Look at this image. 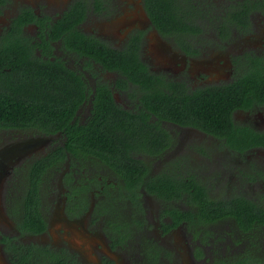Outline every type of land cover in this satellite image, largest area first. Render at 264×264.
<instances>
[{"label":"flooded vegetation","instance_id":"flooded-vegetation-1","mask_svg":"<svg viewBox=\"0 0 264 264\" xmlns=\"http://www.w3.org/2000/svg\"><path fill=\"white\" fill-rule=\"evenodd\" d=\"M146 2L147 0H0V47L5 42H12V38H19L20 45L28 43L37 58L61 64L79 77L83 84V98L73 120L81 124L92 116L93 100L96 99L99 86H105L104 89L115 106L133 115L140 114L143 108V94L139 84L129 81L122 83L126 78L118 71L105 70L94 63L89 66L86 58L79 57L75 50L67 48L65 40L71 33L56 31L67 14L79 11L81 18L74 29L111 49L123 50L133 38H139L138 57L148 74L160 79L156 87L164 95L173 93L168 89L167 82L180 84L187 94L198 89L230 85L249 68V59H264V14L261 10L251 11L247 18L240 20L227 15L232 10L231 5L243 4L246 0H192L196 15L191 21L198 31L175 36L159 34L152 24ZM205 6L208 16L199 15V9ZM107 20L115 23L114 31L100 29L103 22H109ZM19 23L23 24L21 34L12 33L14 26ZM115 40L118 43H113ZM28 53L31 54L29 51ZM145 118L148 124L154 125L152 130L156 134L158 128L164 130L170 143L161 150L158 148L167 143L155 147L157 150L154 154H149L151 146L141 145L131 151L134 159L147 166V174L140 178L139 188L131 191L138 198L140 207L133 205L131 199L117 204L113 201L120 196L117 187H124L113 168L101 160H98L96 166L93 163L88 165L87 160L81 161L66 154L63 168H54L48 176L51 180L50 176L59 173L60 191L54 197L47 198L51 214L47 213L45 205L42 207V196L45 199L48 179L42 182L40 212L46 222V229L40 233L23 228L21 191L27 186L31 165L57 147H63L60 144L62 137L58 133L46 136L29 129L0 128V207H3V211L5 209L4 216L8 219L6 224L0 220V264H23L24 255L31 264H40L35 262L36 254L40 256L42 252H38L36 247L42 251L48 248L58 252L65 251L68 255L64 259L68 263L88 264L81 256V251L75 253L77 247L74 244H83L87 239L94 250L99 252L100 264H118V252L123 253L122 257L124 256L127 264H147L149 243L157 242L162 249L167 248L161 239L179 229L190 233L188 240L180 247L185 251L184 255H188V260L192 264H214L215 252L219 248L217 246L221 245L219 243L225 236H214L211 227L208 236L204 237L196 231H188L184 223L166 229L163 223L169 226L172 224L170 217L165 214L168 206H165L166 202L150 195L147 192L149 185L146 188L144 185L159 174L176 176L177 179H185L193 174L197 179L208 183L211 197L234 191L253 203L264 204V146H250L238 152L195 127L180 126L157 117L152 112H147ZM232 118L234 124L240 127L264 133V104L235 110ZM41 137L49 138L48 143L39 149H32L34 142ZM21 147L25 152L20 150ZM18 151L21 155H18ZM92 167L101 168V173H89L88 169ZM236 180L239 185L233 184ZM131 193L129 191L128 194ZM110 194L113 196L109 198ZM107 200L115 203V208H111ZM170 203L181 211H188L192 207L181 200ZM156 204L158 212L155 215V229L159 237L154 236L148 240L150 238L145 235L148 232L147 209L151 210ZM135 219L140 225L134 223ZM120 224L124 225L122 229L119 228ZM88 225L92 227L89 230ZM126 228L128 231H125ZM84 231L86 233L77 234ZM120 231V234L117 233ZM94 233L100 240L98 244L88 237ZM84 234L88 236L85 237ZM126 234L132 238L126 244H119L112 239L113 235L117 239ZM206 238L208 239L204 241ZM227 243L229 242L221 245L223 255L226 253ZM164 253L165 250H162L161 264L168 261L167 256L162 257Z\"/></svg>","mask_w":264,"mask_h":264},{"label":"trees","instance_id":"trees-1","mask_svg":"<svg viewBox=\"0 0 264 264\" xmlns=\"http://www.w3.org/2000/svg\"><path fill=\"white\" fill-rule=\"evenodd\" d=\"M146 7L152 24L161 35L198 31L191 21L196 15L192 0H147ZM231 7L227 15L235 20L247 18L251 11L261 10L264 14V0H246ZM199 15L208 16L207 6L199 9ZM80 18L79 11L67 14L56 28V31L71 33L65 40L67 48L86 58L89 66L94 63L105 70L118 71L126 78L122 83L139 84L143 108L138 115L121 110L113 104L105 86H99L93 100L92 116L81 124L73 120L83 98V84L79 77L61 64L37 58L28 43L20 45L19 38H12V42H5L0 47V128L29 129L46 136L58 133L62 137L60 144H63L31 165L27 186L21 191L25 230L40 233L46 229L40 212L42 182L54 168H63L66 154L81 161L87 160L88 165L93 163L96 166L101 160L113 168L124 183V187H117L120 196L113 201L117 204L131 199V203L139 208L138 198L131 191L139 188L140 178L147 174V166L134 159L131 151L141 145L151 146L149 154H154L155 147L167 143L158 148L161 150L170 143L164 130L158 128L156 134L152 130L154 125L146 122L147 112L180 126L195 127L238 152L250 146H264V133L240 127L232 118L235 110L264 104V59H249V68L230 85L198 89L187 94L180 84L167 82L173 93L164 95L156 87L160 79L148 74L138 57L139 38H133L123 50L111 49L97 39L78 33L74 28ZM22 25H15L12 33L21 34ZM147 186L150 195L168 206L165 214L172 224L163 223L166 229L184 223L188 231L206 237L211 227H217L219 230L212 231L214 236L223 234L229 239L224 255L221 253L223 247L217 246L214 264H264V204L253 203L234 191L211 197L208 183L193 174L185 179L159 174L144 185ZM180 200L192 207L181 211L170 203ZM107 203L111 208L116 206L111 200ZM113 220L115 224L114 217ZM134 223L140 225L136 219ZM123 227L119 225L120 229ZM114 237L112 239L119 244L132 239L127 234L117 239ZM36 248L42 252L40 256L43 258L36 254V263L73 264L64 259L68 255L65 251ZM149 249L147 264H161L162 249L155 243H149ZM22 261L31 264L26 255Z\"/></svg>","mask_w":264,"mask_h":264},{"label":"rangeland","instance_id":"rangeland-1","mask_svg":"<svg viewBox=\"0 0 264 264\" xmlns=\"http://www.w3.org/2000/svg\"><path fill=\"white\" fill-rule=\"evenodd\" d=\"M10 2L12 1H18V0H9ZM1 14V13H0ZM109 22H103L100 26V29L102 31H114L115 29V23H112L111 20H107ZM121 21H123L121 19ZM113 43H118L117 40H115V42ZM165 45L163 44V47ZM216 75V74H215ZM213 76V75H211ZM205 142H210V143H214L212 141H205ZM102 169L99 167H92V169H88V172L91 174H99L101 173ZM105 171V170H104ZM58 175L54 174L52 176H50L49 178H52L51 180H47V184L45 185V199L44 196H42V207L45 205L47 213L51 214L49 209H48V199L47 198H51L54 197V195L60 191V186L58 184ZM89 175V174H88ZM53 182V183H52ZM234 185H239L237 183V180L234 181L233 183ZM238 187V186H237ZM44 194V193H43ZM44 202V203H43ZM155 206V205H154ZM148 210V218H147V229L148 232H144L145 235H148V240H151L154 238V236L159 237L158 231L155 229V223L157 222V218H156V214H157V204L156 207L152 208L150 210V208L147 209ZM5 211V209H4ZM4 211H3V207H0V220L2 221L3 224H6L8 219L5 218L4 216ZM160 221H161V216H160ZM62 223V221H61ZM163 223V222H162ZM223 225V224H222ZM70 226V225H67ZM135 226V225H134ZM221 226V225H220ZM88 230L91 229L92 227L90 225L87 226ZM155 229V230H154ZM214 231H217L219 229L213 228ZM79 233H86L84 232H78ZM188 233L187 231L183 230V229H179V230H175L171 233H169L167 236L163 237L161 239V241L167 246V248H163L159 245H157V242H154L158 247H160L162 250H165L166 253H164L163 256H167L168 261H164L162 262V264H192V261L189 259L188 260V255H184L185 251L182 250L180 247L183 245L184 242H186V240H188ZM85 237H87L88 235L84 234ZM97 234L94 233L93 235H89L88 237L92 238V240L94 239L96 241V243H100L99 238L96 237ZM226 242H229V239L226 237L223 240L220 241L219 244L223 245ZM77 247V252H75L76 254H78V251H81L80 254L83 257L84 261H86L88 264H100L99 261L100 260V254L99 252H96L94 250V248L92 247V243L89 242V239H87L85 241V243H79L76 244L74 243ZM73 249V248H72ZM75 250V249H74ZM176 252V253H175ZM118 258H117V262L118 264H127L126 260L122 257V252H118Z\"/></svg>","mask_w":264,"mask_h":264},{"label":"water","instance_id":"water-1","mask_svg":"<svg viewBox=\"0 0 264 264\" xmlns=\"http://www.w3.org/2000/svg\"><path fill=\"white\" fill-rule=\"evenodd\" d=\"M48 141H49V138H46V137H41V138H39L38 140H36L35 142H34V145H33V148L32 149H39L40 147H42V146H44L46 143H48ZM20 150L22 151V152H25L24 150L25 149H23L22 147L20 148ZM18 155H21V153L18 151Z\"/></svg>","mask_w":264,"mask_h":264}]
</instances>
